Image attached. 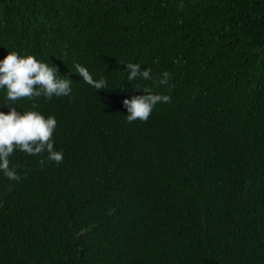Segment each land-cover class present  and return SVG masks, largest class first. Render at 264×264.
<instances>
[{
  "label": "trees",
  "instance_id": "1",
  "mask_svg": "<svg viewBox=\"0 0 264 264\" xmlns=\"http://www.w3.org/2000/svg\"><path fill=\"white\" fill-rule=\"evenodd\" d=\"M11 51L73 83L35 109L62 163L16 151L22 179L0 174V264H264V0H0ZM122 62L171 75L132 82L171 97L146 122Z\"/></svg>",
  "mask_w": 264,
  "mask_h": 264
},
{
  "label": "clouds",
  "instance_id": "2",
  "mask_svg": "<svg viewBox=\"0 0 264 264\" xmlns=\"http://www.w3.org/2000/svg\"><path fill=\"white\" fill-rule=\"evenodd\" d=\"M121 65H124L121 72L131 86L133 81H152L156 86H164L171 79L170 73L164 71L160 74L161 79L153 81L152 70H142V64L138 62H122ZM72 67L75 75L89 87L98 91L108 88L107 77L94 78L88 67L80 63H73ZM71 75L69 72L61 75L56 65L16 51L7 52L0 59V93H3L0 109L7 108V112L0 111V174L9 181L18 182L22 179L16 167L10 166V157L16 151L30 156L47 153V161L57 165L62 163L64 153L54 149L55 141L52 139L57 127L56 117H45L35 109L39 107L38 98L51 100L53 97H70L73 83ZM132 89L143 94L130 95L122 101L129 124L137 120L146 122L158 104L171 103L169 95L156 93L147 85L137 84ZM23 99L32 102V110L21 111L17 107V102ZM44 162V159L40 161L42 164Z\"/></svg>",
  "mask_w": 264,
  "mask_h": 264
}]
</instances>
